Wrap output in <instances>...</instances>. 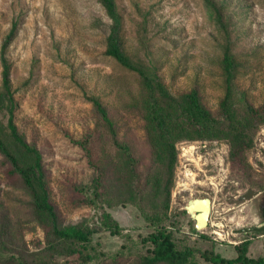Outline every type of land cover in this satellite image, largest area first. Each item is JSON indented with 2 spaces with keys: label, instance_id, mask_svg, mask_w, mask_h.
Instances as JSON below:
<instances>
[{
  "label": "rangeland",
  "instance_id": "obj_1",
  "mask_svg": "<svg viewBox=\"0 0 264 264\" xmlns=\"http://www.w3.org/2000/svg\"><path fill=\"white\" fill-rule=\"evenodd\" d=\"M221 1V0H218ZM122 16L123 47L130 60L147 73L158 74L172 92L197 85L206 105L214 110L226 90L222 57L225 46L238 62L231 92L236 104L243 98L258 104L264 99V0H226L228 33L221 29L205 0H116ZM15 35L6 48L15 119L29 141L42 153L49 172L52 198L66 222L99 221L101 207L78 205L75 185L89 182L92 168L84 148L76 141L96 124L87 96L106 105L118 139L129 144L143 165L148 163L143 120L136 107L142 87L134 70L105 53L110 18L100 0H0V49L12 24ZM0 60V121L6 122L8 97L2 86ZM100 129L97 130V132ZM204 140L205 149L180 153V141ZM176 142L174 183L168 213L176 223L166 222L178 239L208 247L214 242L223 255L235 254L234 244L249 239L248 253L264 255V229L237 231L258 225L261 216L256 197L238 195L255 187L232 173L225 139H182ZM92 158L115 152L114 146L96 135ZM220 153L218 162L217 157ZM252 167L264 172V124L255 134L248 152ZM1 173V172H0ZM191 173V174H190ZM259 175V174H258ZM211 198L209 221L194 231V219L184 208L189 197ZM5 204L26 195L4 185ZM8 199V200H7ZM123 229L112 234L99 229L92 234L97 252L145 251L142 236L151 225L132 202L103 203ZM185 209L186 211H177ZM219 230L222 235L215 233ZM226 230V231H225ZM205 235V236H204ZM30 248L44 244V231L36 225L24 232ZM200 261H202L199 258ZM204 264H207L206 262Z\"/></svg>",
  "mask_w": 264,
  "mask_h": 264
},
{
  "label": "trees",
  "instance_id": "obj_2",
  "mask_svg": "<svg viewBox=\"0 0 264 264\" xmlns=\"http://www.w3.org/2000/svg\"><path fill=\"white\" fill-rule=\"evenodd\" d=\"M100 1L110 18L105 53L134 70L142 87L136 107L143 120L148 163L143 165L129 144L118 139L114 122L103 101L97 96H87L96 124L76 141L87 153L92 173L89 182L75 185L78 196L74 203H99L102 209L95 224H90L87 219L65 221L62 210L52 198L49 172L42 153L34 141L26 138L15 119L17 104L11 94L10 64L6 57V48L15 35L14 22L0 49L1 80L8 97L6 122L0 121V264H264V255L248 253L249 239L234 244L235 254L226 256L215 249L214 242L208 247H199L194 242L178 239L166 226L168 221L177 222L173 220L176 214L170 215L168 209L175 175L176 142L179 140L225 139L231 172L255 187L263 186L264 172L252 167L248 152L254 144L257 130L264 124V99L258 104L248 98H243L238 104L232 100L231 87L238 62L230 56L228 45L222 57L226 90L216 109L206 105L196 84L186 90L172 92L158 74L147 73L125 52L122 16L116 0ZM205 2L218 26L228 33L226 0ZM98 129L100 131L97 132ZM97 134L115 148L114 153L106 151L99 161L92 158L91 150ZM4 185L20 190L27 198L13 199L5 204ZM124 202L136 204L151 225L141 238L146 250L132 253L119 249L111 254L97 252L92 248L95 231L107 229L118 234L123 229L118 219L102 206L103 203ZM36 225L44 231V244L30 248L24 232ZM191 228L196 231L194 224Z\"/></svg>",
  "mask_w": 264,
  "mask_h": 264
},
{
  "label": "water",
  "instance_id": "obj_3",
  "mask_svg": "<svg viewBox=\"0 0 264 264\" xmlns=\"http://www.w3.org/2000/svg\"><path fill=\"white\" fill-rule=\"evenodd\" d=\"M250 197H263L264 199V190L260 191L256 188L249 187L238 195L240 200H244ZM211 198L207 195L203 196H193L189 197L184 204V208L194 219V226L197 230H202L205 228L209 221V215L211 211ZM258 212L263 221L258 225L243 226L236 229L237 231H248V230H263L264 229V200L259 205Z\"/></svg>",
  "mask_w": 264,
  "mask_h": 264
},
{
  "label": "built area",
  "instance_id": "obj_4",
  "mask_svg": "<svg viewBox=\"0 0 264 264\" xmlns=\"http://www.w3.org/2000/svg\"><path fill=\"white\" fill-rule=\"evenodd\" d=\"M206 146H207V142H205L204 140H197V141L195 140L191 142H186L182 140L179 142L180 153L184 155V158L186 159V161H188L187 159L190 158L189 153H192L194 149H197V148L205 149ZM221 156H222L221 157L222 159H220V153H219L217 157L218 162H221V160H224V157L222 154Z\"/></svg>",
  "mask_w": 264,
  "mask_h": 264
},
{
  "label": "flooded vegetation",
  "instance_id": "obj_5",
  "mask_svg": "<svg viewBox=\"0 0 264 264\" xmlns=\"http://www.w3.org/2000/svg\"><path fill=\"white\" fill-rule=\"evenodd\" d=\"M263 197H258L257 199H256V202H257V210H258V208H259V205L263 202ZM263 221L261 220L260 221V224L262 223Z\"/></svg>",
  "mask_w": 264,
  "mask_h": 264
},
{
  "label": "bare ground",
  "instance_id": "obj_6",
  "mask_svg": "<svg viewBox=\"0 0 264 264\" xmlns=\"http://www.w3.org/2000/svg\"><path fill=\"white\" fill-rule=\"evenodd\" d=\"M190 174H191V173H190ZM225 231H226V230H225ZM214 232L217 233V234H221V235H222V233H221L219 230H218V231L215 230Z\"/></svg>",
  "mask_w": 264,
  "mask_h": 264
}]
</instances>
